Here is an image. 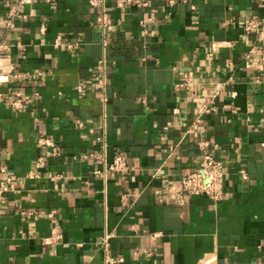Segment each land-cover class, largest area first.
<instances>
[{
	"label": "crops",
	"instance_id": "0c3cea01",
	"mask_svg": "<svg viewBox=\"0 0 264 264\" xmlns=\"http://www.w3.org/2000/svg\"><path fill=\"white\" fill-rule=\"evenodd\" d=\"M9 5L0 0V19ZM102 7L104 30L99 5L38 0L0 32L20 74L0 85V264H104V232L119 264H264V66L245 56L249 39L264 53V0ZM252 18L260 25L249 32ZM101 57L104 103L93 88ZM211 98L216 112L181 137ZM100 129L107 162L119 148L125 173H92ZM200 140L227 162L223 195L179 204L174 191L197 166Z\"/></svg>",
	"mask_w": 264,
	"mask_h": 264
},
{
	"label": "built area",
	"instance_id": "2783aa9c",
	"mask_svg": "<svg viewBox=\"0 0 264 264\" xmlns=\"http://www.w3.org/2000/svg\"><path fill=\"white\" fill-rule=\"evenodd\" d=\"M10 2L9 8L6 11L5 15L0 19V32L6 31L14 25L16 20L24 18V8L29 4H33L38 0H7ZM50 1V0H45ZM104 0H88L91 5H99L101 7L100 12L97 14L98 27L101 30L107 25L108 19L107 14L103 6ZM191 9H194V5H190ZM258 20L255 18L250 19L245 24L246 31H254L258 28ZM45 31L44 26H40V32L43 34ZM264 36V31H259L258 39ZM251 43V46L247 53L246 57L254 54L257 55V58L260 61V64L264 66V53L260 49H255V44L252 42V39L248 40ZM253 44V45H252ZM66 48H71L75 44L73 43H64ZM4 44L0 43V85L5 82L12 81L20 77V74H17L14 71V65L11 62L10 54L4 51ZM106 58L101 57L95 63V74H94V83L93 88L97 92V96L101 102H105L107 99L106 95V86H107V74H106ZM22 76V75H21ZM23 77V76H22ZM181 85L188 86V77L183 76ZM82 86H78V89H81ZM22 92L21 90H16L14 95L16 99L11 103L14 107H19V97ZM1 101V94H0ZM217 106L213 98L202 102L199 105L198 112L195 117L190 122L188 128L181 132V137L187 132H194L199 129L200 121L207 115L215 113ZM78 125H81V122L77 120ZM41 142L45 145L50 146L51 142L48 139H40ZM97 142V150L91 152L89 156L91 157L92 163L95 168L93 169V174L96 177L105 178L108 173L113 174H122L125 173L128 168V158L120 151L119 148L114 149V153L111 157V160L107 162L106 160V136L103 129H100L97 136L95 137ZM264 145V143H261ZM200 149V155L198 164L195 167L188 168L184 170L178 180V185L174 191L175 202L182 204L185 197L193 195H204L209 198L211 201L216 202L222 198L223 195V185H224V176H225V167L226 160L223 158L217 157L214 155L212 150L209 147V143L206 140H200L198 142ZM41 165V159L39 158L36 162V166ZM5 166H0V172H5ZM239 173L242 178H245L244 170H239ZM11 177L6 178V181H9ZM8 188L6 186H0V199L3 193ZM47 216L52 217V212H48ZM112 234L104 232L100 235L98 239V247L102 253L104 264H119L123 262V257L114 256L111 254L109 240ZM52 238H46V241L51 240Z\"/></svg>",
	"mask_w": 264,
	"mask_h": 264
}]
</instances>
